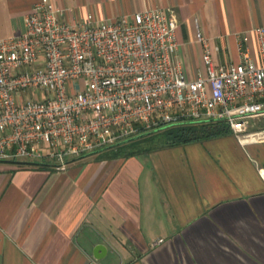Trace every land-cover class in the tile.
I'll return each mask as SVG.
<instances>
[{"label":"crops","instance_id":"crops-1","mask_svg":"<svg viewBox=\"0 0 264 264\" xmlns=\"http://www.w3.org/2000/svg\"><path fill=\"white\" fill-rule=\"evenodd\" d=\"M43 1L70 23L173 11L184 74H206L197 25L217 64L258 56L264 0H0V39L26 32ZM218 46L219 52L214 49ZM97 244L107 249L93 257ZM264 264V122L132 155L98 151L54 164L0 161V264Z\"/></svg>","mask_w":264,"mask_h":264},{"label":"built area","instance_id":"built-area-1","mask_svg":"<svg viewBox=\"0 0 264 264\" xmlns=\"http://www.w3.org/2000/svg\"><path fill=\"white\" fill-rule=\"evenodd\" d=\"M65 14L43 1L27 15L25 34L0 39V161L65 170L71 160L169 125L223 121L234 134L259 129L264 26L254 30L256 59L242 34L241 61L217 64L197 25L206 74L188 78L177 61L173 11L80 23Z\"/></svg>","mask_w":264,"mask_h":264},{"label":"trees","instance_id":"trees-1","mask_svg":"<svg viewBox=\"0 0 264 264\" xmlns=\"http://www.w3.org/2000/svg\"><path fill=\"white\" fill-rule=\"evenodd\" d=\"M163 133L166 137V146H177L182 144L193 143L201 141L204 138L215 137L219 135H224L230 133L229 126L223 121L217 122H184L176 125H169L158 130L146 133L143 137L137 138L133 141L115 145L112 147L105 148L104 150H111L116 155H132L136 153H141L143 151L137 152H123L124 148L148 140L152 138L155 133ZM143 135V134H142ZM47 164H41L45 167Z\"/></svg>","mask_w":264,"mask_h":264},{"label":"rangeland","instance_id":"rangeland-1","mask_svg":"<svg viewBox=\"0 0 264 264\" xmlns=\"http://www.w3.org/2000/svg\"><path fill=\"white\" fill-rule=\"evenodd\" d=\"M264 122V119H262L261 121H259V125L260 126L262 123ZM210 139L209 138H204L201 141H208ZM166 137L163 133L159 132V133H155L153 135L152 138H149L148 140H144L142 142H139L137 144L134 145H130L126 148H124L123 152H137V151H152L154 149H159L161 147H165L166 146Z\"/></svg>","mask_w":264,"mask_h":264},{"label":"water","instance_id":"water-1","mask_svg":"<svg viewBox=\"0 0 264 264\" xmlns=\"http://www.w3.org/2000/svg\"><path fill=\"white\" fill-rule=\"evenodd\" d=\"M144 135H146V134L140 135V136H138V137H136V138H132V139L127 140V141H125V142H122V143H120V144H124V143L130 142V141H133V140H135V139H137V138L143 137ZM120 144H118V145H120ZM106 249H107V248H106L104 245H102V244H97V245L94 247V250H93V257H94L96 260H100V259L103 258V256L105 255V252L107 251Z\"/></svg>","mask_w":264,"mask_h":264}]
</instances>
